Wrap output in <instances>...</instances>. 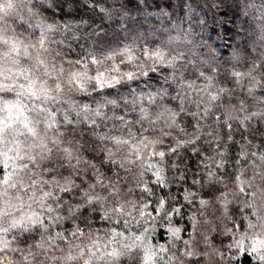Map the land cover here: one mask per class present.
<instances>
[{"label": "clouds", "instance_id": "1", "mask_svg": "<svg viewBox=\"0 0 264 264\" xmlns=\"http://www.w3.org/2000/svg\"><path fill=\"white\" fill-rule=\"evenodd\" d=\"M0 264H264V0H0Z\"/></svg>", "mask_w": 264, "mask_h": 264}]
</instances>
